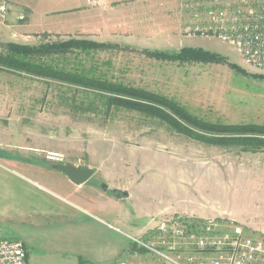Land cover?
I'll return each mask as SVG.
<instances>
[{"label":"rangeland","instance_id":"1","mask_svg":"<svg viewBox=\"0 0 264 264\" xmlns=\"http://www.w3.org/2000/svg\"><path fill=\"white\" fill-rule=\"evenodd\" d=\"M216 1L226 2L118 3L115 26L98 24L96 17L83 31L68 26L69 12H58L53 14L57 27L29 39L2 21L0 53L12 42L109 38L116 40L108 42L114 47L90 54L77 51L61 61L174 99L214 123L264 125V69L246 64L230 43L184 32L186 24L202 22L205 10ZM182 47L203 48L226 61L169 60L144 52ZM89 93L75 83L0 64V148L19 162L94 169L88 185L122 199V210L125 205L138 212L151 209L153 215L166 210L192 220H215L222 230L240 225L235 216L252 224L264 222V148L199 141L141 111L115 106L107 110L101 97ZM245 230L254 236L260 233ZM35 252L43 253L30 249ZM54 260L61 262L58 254ZM41 262L53 264V255L32 256L29 264Z\"/></svg>","mask_w":264,"mask_h":264},{"label":"crops","instance_id":"2","mask_svg":"<svg viewBox=\"0 0 264 264\" xmlns=\"http://www.w3.org/2000/svg\"><path fill=\"white\" fill-rule=\"evenodd\" d=\"M7 2L5 21L20 33L19 37L29 39L33 33L57 27L59 22L53 20V14L64 11L69 12L72 20L67 23L72 28L83 31L96 17L98 24L112 28L116 4L137 0H99L97 6L87 0ZM4 153L0 148V235L22 240L28 262L32 256L53 255L54 264L58 254L59 264H112L120 257H130L131 236L143 235L156 224L151 209L138 212L125 205L124 211L122 199L100 194L88 182L77 185L58 169L19 162ZM235 217L245 229L264 236V222L252 224ZM31 248L43 253H30Z\"/></svg>","mask_w":264,"mask_h":264},{"label":"built area","instance_id":"3","mask_svg":"<svg viewBox=\"0 0 264 264\" xmlns=\"http://www.w3.org/2000/svg\"><path fill=\"white\" fill-rule=\"evenodd\" d=\"M8 10L7 0H0V22ZM205 11L202 22L186 24V35L230 43L246 64L264 69V0L216 1ZM152 220L153 228L130 238L137 251L112 264H264V236L249 235L242 225L222 230L215 220L180 213L156 214ZM0 264H29L25 243L0 235Z\"/></svg>","mask_w":264,"mask_h":264},{"label":"trees","instance_id":"4","mask_svg":"<svg viewBox=\"0 0 264 264\" xmlns=\"http://www.w3.org/2000/svg\"><path fill=\"white\" fill-rule=\"evenodd\" d=\"M114 47L112 43L91 39H70L63 41L44 40L39 44L9 43L0 53V64L7 68L75 83L89 90V95L101 97L107 108L126 107L141 111L168 123L181 133L199 141L211 144H249L254 149L264 148V125L256 123L212 122L191 113L185 106L159 93L142 87L124 84L85 68L84 65H67L63 59L77 51L90 54L93 51ZM151 57L169 60L226 61L217 53L196 47H182L178 50H148ZM57 56V57H56ZM56 57V58H55ZM232 67H236L231 63ZM243 71V70H241ZM257 75V74H255ZM262 77V75H258ZM91 97V96H90ZM95 106V101H91ZM248 145V146H249ZM137 250L133 245L128 253Z\"/></svg>","mask_w":264,"mask_h":264},{"label":"water","instance_id":"5","mask_svg":"<svg viewBox=\"0 0 264 264\" xmlns=\"http://www.w3.org/2000/svg\"><path fill=\"white\" fill-rule=\"evenodd\" d=\"M53 167L66 174L77 185L87 182L94 174V169L81 168L72 163H57ZM103 188H107V185L104 184Z\"/></svg>","mask_w":264,"mask_h":264}]
</instances>
